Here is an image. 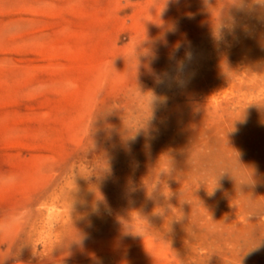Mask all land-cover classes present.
Masks as SVG:
<instances>
[{
    "label": "rangeland",
    "instance_id": "1",
    "mask_svg": "<svg viewBox=\"0 0 264 264\" xmlns=\"http://www.w3.org/2000/svg\"><path fill=\"white\" fill-rule=\"evenodd\" d=\"M0 264H264V0H0Z\"/></svg>",
    "mask_w": 264,
    "mask_h": 264
},
{
    "label": "bare ground",
    "instance_id": "2",
    "mask_svg": "<svg viewBox=\"0 0 264 264\" xmlns=\"http://www.w3.org/2000/svg\"><path fill=\"white\" fill-rule=\"evenodd\" d=\"M196 58V53L192 52L189 56V58L186 60L185 64L187 66V68H190V66L194 63ZM178 75H176L177 77ZM76 181L80 182L81 181V175L76 177ZM59 208V202L57 200H54L52 202H50V204L48 205V210L49 211H57ZM145 248H148L149 245H145Z\"/></svg>",
    "mask_w": 264,
    "mask_h": 264
}]
</instances>
